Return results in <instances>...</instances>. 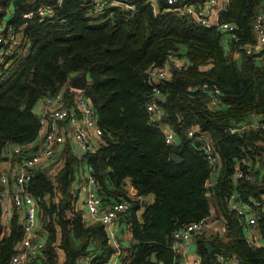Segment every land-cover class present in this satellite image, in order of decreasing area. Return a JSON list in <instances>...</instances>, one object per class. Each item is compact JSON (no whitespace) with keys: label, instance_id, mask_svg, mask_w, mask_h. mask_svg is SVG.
I'll return each mask as SVG.
<instances>
[{"label":"trees","instance_id":"16d2710c","mask_svg":"<svg viewBox=\"0 0 264 264\" xmlns=\"http://www.w3.org/2000/svg\"><path fill=\"white\" fill-rule=\"evenodd\" d=\"M262 1L228 0L219 21L236 25L239 37L228 43L229 50L220 27L204 25L192 10H175L179 5L168 0H137L134 9L112 5L101 12L91 0L2 1L0 24L15 27L23 38L0 63V165L9 144L38 137V102L80 74L88 75L85 92L104 131L97 152L80 160L67 149L54 176L49 169L35 174L29 191L38 200L48 236L35 264H77L83 256L102 264L119 251L123 264H174L173 232L214 211L224 222L225 238L197 236L202 264H225L219 255L264 264V129L231 132L255 119L264 122V51L249 54L240 48L256 46L253 23ZM41 6L52 7L53 15L41 19L36 14ZM31 13L32 18L25 17ZM170 52L184 66L171 70L159 86L162 114L154 120L147 109L154 97L148 72L164 65ZM215 88L220 91L216 104L210 95ZM165 125L176 131L177 143H166ZM205 139L220 159L216 170L199 148ZM82 161L90 166L105 205L133 201L125 216L130 246L118 250L103 224L87 225L77 207ZM238 168L241 178L234 177ZM213 174L214 184L206 187ZM149 194L155 200L140 221L141 199ZM232 194L255 214L261 244H255L231 208ZM3 215L0 197V264H11L24 227L15 213L5 234ZM207 245L213 246L212 253ZM153 254L158 262L152 261Z\"/></svg>","mask_w":264,"mask_h":264},{"label":"built area","instance_id":"2783aa9c","mask_svg":"<svg viewBox=\"0 0 264 264\" xmlns=\"http://www.w3.org/2000/svg\"><path fill=\"white\" fill-rule=\"evenodd\" d=\"M95 5L96 11H103L106 7L112 5L123 6L127 9H134L137 0H91ZM200 0H168L170 5L177 3L179 5L175 10L184 12L194 8L193 2ZM217 5V0H210L209 4ZM210 4V5H211ZM54 9L50 6H41L36 14L44 19L52 16ZM201 12H197L198 20L204 25H212L202 17ZM34 13L28 14L26 18H32ZM216 26L224 31H228L238 42L239 37L236 34L238 29L236 25L228 22L218 23ZM253 31L256 38L254 48L241 45L247 53L264 51V12L261 10L253 23ZM23 35L21 31L8 26L5 23L0 24V63L12 54L17 46L20 45ZM183 62L177 60L170 52L164 65L155 67L148 72V82L152 86L153 99L147 103V109L152 119L162 114L157 106V99L161 96L159 86L168 78L172 67L181 69ZM89 84V82H88ZM208 85H204L207 87ZM220 91L215 88L211 92V98L214 104L220 102ZM36 114L39 118L41 129L35 141L26 144H9L3 151V161L0 167V197L4 204L3 218L10 216L8 210L9 202L13 208V214L17 213L19 221L24 227V236L16 246V252L11 259V264H35L41 259L47 244V232L43 227L40 206L36 197L29 191L31 182L39 170H58L62 164V156L69 149L70 152L79 159L88 153H95L101 148L104 140V131L99 125L98 111L86 94L85 89H77L72 86L71 80L68 81L58 92L44 96L36 106ZM248 127L254 129H264V122L254 120L253 122L241 125L239 128H231V132H240ZM163 132L167 144H175L177 141L176 131L169 125L163 127ZM195 130H189V136L193 137ZM204 152L207 160L212 167H218L220 159L210 140L205 139L199 147ZM244 176L243 171L238 168L234 174L235 178ZM217 176L213 174L210 180L206 182V187H211ZM98 183L93 176L87 178L81 189L86 192V206L90 219L87 218L88 225L101 223L109 235L119 247L117 234L115 232L116 224L119 220L125 219V216L133 208L131 200L124 199L105 205L98 193ZM231 208L236 210L244 224L249 227L251 239L259 245V239H255L252 230L259 233L257 228V218L248 208L242 206L237 201L234 194L230 197ZM12 216V215H11ZM213 216V215H212ZM85 217V216H84ZM212 217L198 222H192L185 227L175 230L172 234L171 248L175 253L174 264H202L201 257L196 260L190 258V242L197 235L208 232L211 226ZM93 222V223H91ZM217 258L225 264H241L236 257L225 258L222 255ZM91 256L81 257L77 264H92ZM183 259V260H181ZM102 264H123L104 262Z\"/></svg>","mask_w":264,"mask_h":264},{"label":"crops","instance_id":"0c3cea01","mask_svg":"<svg viewBox=\"0 0 264 264\" xmlns=\"http://www.w3.org/2000/svg\"><path fill=\"white\" fill-rule=\"evenodd\" d=\"M210 0H200L198 2H193V6L196 9L200 7V10H198L197 12H201L200 14H202V17L205 18V20L207 22H209L212 26H216L220 21H219V16L220 13L226 9L228 7V0H217V5L213 6L211 3V5L209 4ZM261 10H264V1H262V7ZM197 12H195V18H197L198 20V14ZM211 26V27H212ZM220 30L225 33V37H226V48L227 50H229V44L230 42H232L234 40V38L231 36V34L228 31H224L220 28ZM254 32V31H253ZM177 143V142H176ZM92 176L91 174V169L90 166L87 164V162L82 161L81 166L79 167L78 170V180L76 183V187L79 189L80 193H79V200L77 203V207L78 209L82 210L85 216V220L90 219V216L88 215V210H87V206H86V192L83 191L81 189V187L83 186V184L87 181V178ZM131 190V185L130 183L128 184V191ZM150 199V198H149ZM143 200V201H142ZM155 200V199H154ZM142 202H148V200L146 198L141 199ZM8 210L10 212V216L3 219L5 222V228L7 229L9 226H7V223L10 222L11 219V215L13 214V208L9 202L8 205ZM145 208V207H144ZM144 213V210H139L138 217L140 219V221H142V215ZM93 223V222H91ZM215 223L213 219H211V226L208 229V232L204 233L207 237H215V236H219L221 238H225V228H224V222L222 224H217V226H220L221 229H217L215 226ZM88 225V224H87ZM115 232L117 234V239H118V243H119V247L118 250H121L122 245L124 246H130L131 244V236L128 233V229H127V224L125 223V219H121L117 222L116 224V229ZM252 234L255 237V239H259V233L255 230H252ZM196 238L197 235L193 238V240L190 242V250L192 248V244H195V249L193 251H190V258L191 260H196L200 258V255L198 253V248H197V243H196ZM110 242L111 244L115 245V241L112 237H110ZM262 243V242H261ZM260 243V244H261ZM121 251L115 253L110 261V263H122L121 261ZM64 257L61 258V263L63 262ZM183 260V259H181Z\"/></svg>","mask_w":264,"mask_h":264},{"label":"water","instance_id":"95a60500","mask_svg":"<svg viewBox=\"0 0 264 264\" xmlns=\"http://www.w3.org/2000/svg\"><path fill=\"white\" fill-rule=\"evenodd\" d=\"M2 1L3 0H0V13H1V4H2ZM172 70L175 71L176 68L175 67H172ZM87 81H88V75L87 74H81L80 76L74 77L72 79V85L75 88L84 89L86 87ZM173 158L177 162H181V157L180 156L174 155ZM214 170H216V167H214ZM207 249L209 250L210 253H212L214 248H213L212 245H207ZM152 261L153 262H158L156 254H153ZM160 264H164V263L161 262Z\"/></svg>","mask_w":264,"mask_h":264},{"label":"rangeland","instance_id":"374dc122","mask_svg":"<svg viewBox=\"0 0 264 264\" xmlns=\"http://www.w3.org/2000/svg\"><path fill=\"white\" fill-rule=\"evenodd\" d=\"M263 12H264V10H263ZM9 16H10V14H9ZM262 64L264 63V60H263V62H261ZM51 174H52V176H54V173L53 172H51ZM130 179H126L125 180V186L126 185H128L129 183H130V181H129ZM144 198H146L147 200H148V202H142V203H144L143 205V207L141 208L142 210H144L145 211V208H146V205H150V204H152L153 202H154V199H155V195L154 194H149L148 196H146V197H144ZM143 198V199H144ZM150 198V199H149ZM143 201V200H142ZM145 207V208H144ZM140 209V210H141ZM217 211H214L213 212V216H212V219L214 220V222H216L215 223V226H216V228L217 229H221L220 228V226H217V224H222L223 223V221L221 220V219H219V217L217 216V213H216ZM195 249V244H192V248H191V250L190 251H193ZM61 258H63L64 257V255H63V253L61 252V256H60Z\"/></svg>","mask_w":264,"mask_h":264},{"label":"clouds","instance_id":"9594fccd","mask_svg":"<svg viewBox=\"0 0 264 264\" xmlns=\"http://www.w3.org/2000/svg\"><path fill=\"white\" fill-rule=\"evenodd\" d=\"M5 21V20H4ZM81 75V74H80ZM80 75H78V76H80ZM75 77H77V76H75ZM74 78V77H73ZM73 78H71L70 80H71V84H72V79ZM69 80V81H70ZM88 82H89V79H88V81H87V84H86V86L88 85ZM73 86V85H72ZM86 88V87H85ZM84 88V89H85ZM78 89V88H77ZM173 145V144H172ZM99 150V149H98ZM97 152V151H96ZM84 158V157H83ZM80 160H82V159H80ZM2 163V162H1ZM0 167H1V165H0ZM216 167V166H215ZM214 168V167H213ZM91 169V168H90ZM216 169H217V167H216ZM78 191H79V189H78ZM79 193H80V191H79ZM133 202V201H132ZM3 206H4V204H3ZM15 215V213L14 214H12V216H11V219H10V222L9 223H7V226H9L7 229L5 228V222H4V220H3V226H4V233L5 234H9L10 233V225H11V221H12V218H13V216ZM4 219V218H3ZM87 223V222H86ZM95 224V223H94ZM91 225H93V224H91ZM105 227V226H104ZM109 240H110V238H109ZM115 246V245H114ZM116 248H118L117 246H115Z\"/></svg>","mask_w":264,"mask_h":264}]
</instances>
